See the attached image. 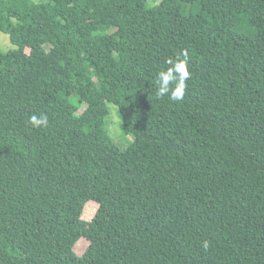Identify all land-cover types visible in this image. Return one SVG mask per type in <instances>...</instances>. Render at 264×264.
<instances>
[{"label":"trees","instance_id":"obj_1","mask_svg":"<svg viewBox=\"0 0 264 264\" xmlns=\"http://www.w3.org/2000/svg\"><path fill=\"white\" fill-rule=\"evenodd\" d=\"M0 32V264H264V0H0Z\"/></svg>","mask_w":264,"mask_h":264},{"label":"clouds","instance_id":"obj_2","mask_svg":"<svg viewBox=\"0 0 264 264\" xmlns=\"http://www.w3.org/2000/svg\"><path fill=\"white\" fill-rule=\"evenodd\" d=\"M181 57L166 61L170 67L166 71H160L157 76L158 88L156 91L157 98H163L165 96L172 102L181 101L185 95L186 81L190 78V72L188 69L189 57L187 51L182 52ZM174 85V86H173ZM48 116L41 114L39 117L32 115L29 119V123L33 127H41L48 125ZM202 247L207 250L209 247L208 241L202 243Z\"/></svg>","mask_w":264,"mask_h":264},{"label":"rangeland","instance_id":"obj_3","mask_svg":"<svg viewBox=\"0 0 264 264\" xmlns=\"http://www.w3.org/2000/svg\"><path fill=\"white\" fill-rule=\"evenodd\" d=\"M37 1V0H36ZM0 47L4 52L14 49L10 43L8 35L0 32ZM110 134L113 141L122 144L121 147H127L133 142L132 136H126L123 134L121 118L119 110L116 106H110ZM98 210V205L94 202H89L85 208L83 218L85 221L90 222ZM87 242L81 240L75 247L77 254H83L86 251Z\"/></svg>","mask_w":264,"mask_h":264}]
</instances>
